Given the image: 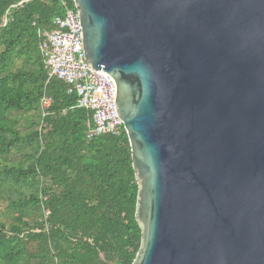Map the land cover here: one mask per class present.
Returning <instances> with one entry per match:
<instances>
[{"label":"water","instance_id":"95a60500","mask_svg":"<svg viewBox=\"0 0 264 264\" xmlns=\"http://www.w3.org/2000/svg\"><path fill=\"white\" fill-rule=\"evenodd\" d=\"M74 2L132 148V264H264V0Z\"/></svg>","mask_w":264,"mask_h":264},{"label":"trees","instance_id":"16d2710c","mask_svg":"<svg viewBox=\"0 0 264 264\" xmlns=\"http://www.w3.org/2000/svg\"><path fill=\"white\" fill-rule=\"evenodd\" d=\"M68 8L0 0V264H132L141 246L125 127L90 137L93 110L48 75L43 41Z\"/></svg>","mask_w":264,"mask_h":264},{"label":"built area","instance_id":"2783aa9c","mask_svg":"<svg viewBox=\"0 0 264 264\" xmlns=\"http://www.w3.org/2000/svg\"><path fill=\"white\" fill-rule=\"evenodd\" d=\"M55 29L46 33L43 53L50 78L57 77L71 85L79 95V103L93 110L94 128L90 137L118 133L124 126L115 108V82L106 71H98L87 61L81 37L79 11L68 8L65 15L56 16ZM45 105L50 98H45Z\"/></svg>","mask_w":264,"mask_h":264}]
</instances>
